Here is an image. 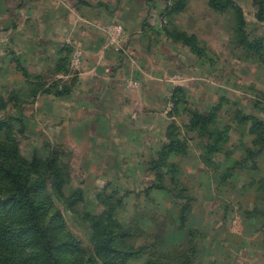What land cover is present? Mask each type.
<instances>
[{"label":"rangeland","instance_id":"obj_1","mask_svg":"<svg viewBox=\"0 0 264 264\" xmlns=\"http://www.w3.org/2000/svg\"><path fill=\"white\" fill-rule=\"evenodd\" d=\"M100 1L0 0V264H264V0Z\"/></svg>","mask_w":264,"mask_h":264},{"label":"crops","instance_id":"obj_2","mask_svg":"<svg viewBox=\"0 0 264 264\" xmlns=\"http://www.w3.org/2000/svg\"><path fill=\"white\" fill-rule=\"evenodd\" d=\"M130 1H132V0H122V1H120V7L118 8V10H113V12H114V14H116L117 16H118V19L119 20H123V22H128V18H131V15H132V13H130V12H128L127 10L128 9H132V7L134 6H132L131 8H128L127 9V7L125 6V4H121L122 2H124V3H128V4H130L131 5V2ZM144 1V3H146V0H143ZM104 2V1H103ZM141 2H142V0H141ZM98 6H100L101 8H104V9H106V10H110L111 8H113V6H114V9H116V7H115V5L114 4H112V2L110 1V0H108L107 2H104V3H102L101 1H100V3L98 4ZM107 7H109V9L107 8ZM142 4H140V8H139V12H140V9H142ZM139 12H136L135 11V13L134 14H137V13H139ZM133 22H135L134 20H133ZM137 23V22H136ZM140 25H141V27L143 28V19L140 17ZM141 28V29H142ZM179 31H180V29H179ZM181 32H184V31H181ZM178 43H177V39L173 36V35H158V36H156L155 38H153V40H151L150 42H149V45L146 47V49L147 50H149V51H153V52H156L158 55H162V53H163V51H165V52H167V54H169V55H171V56H173V55H176L177 57H179V58H181V56L180 55H178V53H176L175 51H174V49H175V47H176V45H177ZM148 47L150 48V49H148ZM112 52H114V51H112ZM114 54V53H113ZM111 56V55H110ZM110 56H108L110 59L111 58H114V57H118V56H115V55H112L111 57ZM183 58V57H182ZM106 63V62H105ZM108 70H109V68H108ZM116 82L118 83L119 81L118 80H116ZM109 84L110 83H108V85L106 86V88H108L109 87ZM112 85V84H111ZM110 85V86H111ZM112 88H114L115 87V85L113 84V86H111ZM117 87V86H116ZM90 90L91 89H88L86 92L88 93H90ZM155 92H157V93H160L159 91H157V90H154ZM111 93V92H110ZM82 101L83 102H93L94 100V102L93 103H97V106H98V100L97 99H99V96H98V94H86L85 96H82ZM90 100V101H89ZM106 102V101H105ZM115 102H119L120 103V105H123V103L124 102H126V100H125V98H123L122 96H117V98H116V100H115ZM107 104H108V102H106ZM107 108H108V106L105 108V110H104V113H106L107 114ZM136 111V110H135ZM108 115V114H107ZM109 117V116H108Z\"/></svg>","mask_w":264,"mask_h":264},{"label":"trees","instance_id":"obj_3","mask_svg":"<svg viewBox=\"0 0 264 264\" xmlns=\"http://www.w3.org/2000/svg\"><path fill=\"white\" fill-rule=\"evenodd\" d=\"M186 1L187 0H176L175 1V5H174L175 10H181L182 8H184L185 5H186ZM209 1H210V4L213 5V7H215L216 9H222V8L226 7L227 4H229L231 0H209ZM260 7H261L260 8L261 12H260V15H259V19L263 20L264 19V1H261ZM240 22L244 24L245 20L242 19ZM165 32L168 35H173L178 41L179 40L181 41L182 39H186L185 33L179 31L178 29H176V30L175 29H173V30L167 29ZM258 40L261 43L262 38H258ZM253 43H255V40L252 41L249 44L252 45ZM15 167L16 168H21L20 165H16ZM14 173L18 177V179H20L19 176H18L20 174L16 170H14ZM42 180H43V177L42 176H38L37 179H36V182L34 183V186L39 185ZM19 190H21V193L23 194L22 200H23L25 206H30L32 208L30 210L31 223L34 224V226L37 229H41L39 224L36 221V218H35V210L33 209L34 204H33L32 198L30 197V194H29V187L28 186L26 187L25 184H19Z\"/></svg>","mask_w":264,"mask_h":264}]
</instances>
